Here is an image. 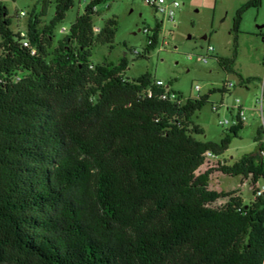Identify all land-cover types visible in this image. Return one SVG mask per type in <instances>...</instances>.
I'll use <instances>...</instances> for the list:
<instances>
[{"label": "trees", "instance_id": "1", "mask_svg": "<svg viewBox=\"0 0 264 264\" xmlns=\"http://www.w3.org/2000/svg\"><path fill=\"white\" fill-rule=\"evenodd\" d=\"M108 1L88 0L56 41L75 0H55L45 24L52 2L42 0L18 32L0 0V264H264V195L245 204L210 190L215 172L264 180L260 145L201 172L206 154L222 157L244 123L203 141L194 116L216 90L185 100L150 73L129 79L126 57L93 63L94 48H113L118 30L116 18L96 30ZM262 4L237 10L234 53L216 58L224 72H234L244 14ZM159 33L158 24L140 57ZM261 137L259 129L257 144Z\"/></svg>", "mask_w": 264, "mask_h": 264}, {"label": "rangeland", "instance_id": "2", "mask_svg": "<svg viewBox=\"0 0 264 264\" xmlns=\"http://www.w3.org/2000/svg\"><path fill=\"white\" fill-rule=\"evenodd\" d=\"M8 8L15 32L26 31L30 14L34 8L38 13L43 9L42 0H2ZM179 2L175 21L170 22L158 14L146 0H109L97 8L94 17L96 29L103 28L105 22L116 18L118 30L111 45H98L94 48L92 62L118 63L126 57L129 68L126 76L137 79L150 73L155 80L168 85L182 94L184 99H194L209 94L210 102L194 116L195 123L205 135L203 141L219 142L232 122L236 111L232 108L239 99L245 108L247 120L238 137L234 138L229 150L219 161L233 164L245 155L256 153L259 143L255 142L260 129V104L264 85V0L259 9L251 8L244 14L241 33L238 36V51L233 73L224 72L217 57L231 58L234 53L233 20L237 10L249 0H166ZM44 24L49 23L55 12V0H51ZM88 0H75L74 7L66 14L63 22L56 27V41L64 38L79 15L85 11ZM25 12L26 17L18 18L17 14ZM160 25L159 44L147 58L139 55L148 46L149 36ZM263 27V28H261ZM148 28L149 33L144 29ZM67 32L63 33L62 30ZM56 44V43H55ZM209 47L214 49L208 51ZM202 56L208 62L199 61ZM250 79L248 84L242 83ZM231 84V86H230ZM200 87L198 92L196 88ZM226 92L221 90L226 89ZM216 109H218L216 111ZM206 167L201 169L205 172ZM210 190L234 192L245 204L253 201L251 181L243 177H229L219 172L212 175ZM219 201L216 206L225 204Z\"/></svg>", "mask_w": 264, "mask_h": 264}, {"label": "built area", "instance_id": "3", "mask_svg": "<svg viewBox=\"0 0 264 264\" xmlns=\"http://www.w3.org/2000/svg\"><path fill=\"white\" fill-rule=\"evenodd\" d=\"M146 1L158 14H162L165 19H167L170 22L175 21L177 10L180 8L179 2H167L166 0H146ZM26 16L27 14L25 12H22L20 14V17H26ZM96 30L98 31V29ZM62 32L65 33L67 32V30L63 29ZM144 32L148 34L149 29L148 28L144 29ZM22 35L24 36L25 33L22 32ZM150 44H152V41L149 38L148 45ZM208 51L210 53V52H213L214 49L212 47H209ZM198 60L204 63H207L208 57L202 56V57H199ZM263 64H264V61H263ZM158 84L164 85L162 81H159ZM196 90L199 92L200 87L197 86ZM259 104H260V116H261L260 130L262 133V137H261L258 153L261 159L264 160V95H263V89H262L261 99L259 100ZM232 110L236 111V118L233 119L232 122L226 121V122L221 123L223 127H225L226 125H230V128H231V127L237 126L240 123H244L247 120L246 115H245V108L243 107L242 102L239 99L236 101V104L232 108ZM219 162L220 161L211 152H208L206 154V162H205L204 167H206L208 170L209 168L217 167ZM251 189L256 198L262 197L264 195V180H260L256 184L251 183Z\"/></svg>", "mask_w": 264, "mask_h": 264}, {"label": "water", "instance_id": "4", "mask_svg": "<svg viewBox=\"0 0 264 264\" xmlns=\"http://www.w3.org/2000/svg\"><path fill=\"white\" fill-rule=\"evenodd\" d=\"M261 28H263V27H261Z\"/></svg>", "mask_w": 264, "mask_h": 264}]
</instances>
